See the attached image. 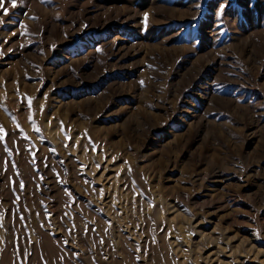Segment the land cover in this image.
<instances>
[{"label":"rangeland","instance_id":"374dc122","mask_svg":"<svg viewBox=\"0 0 264 264\" xmlns=\"http://www.w3.org/2000/svg\"><path fill=\"white\" fill-rule=\"evenodd\" d=\"M0 128V264H264V0H0Z\"/></svg>","mask_w":264,"mask_h":264},{"label":"snow or ice","instance_id":"6c2138e0","mask_svg":"<svg viewBox=\"0 0 264 264\" xmlns=\"http://www.w3.org/2000/svg\"><path fill=\"white\" fill-rule=\"evenodd\" d=\"M11 3H12V6L13 7H15L16 6V0H11ZM5 14H7V10L5 9ZM37 132H39L40 131V129L37 127L36 129H35ZM3 132V129L2 128H0V133H2ZM0 139H3V136L2 135H0ZM21 187H23V185L21 184Z\"/></svg>","mask_w":264,"mask_h":264},{"label":"bare ground","instance_id":"6f19581e","mask_svg":"<svg viewBox=\"0 0 264 264\" xmlns=\"http://www.w3.org/2000/svg\"><path fill=\"white\" fill-rule=\"evenodd\" d=\"M224 262V261H223Z\"/></svg>","mask_w":264,"mask_h":264}]
</instances>
